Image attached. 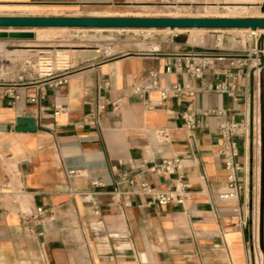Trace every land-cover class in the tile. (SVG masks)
<instances>
[{
  "label": "crops",
  "instance_id": "0c3cea01",
  "mask_svg": "<svg viewBox=\"0 0 264 264\" xmlns=\"http://www.w3.org/2000/svg\"><path fill=\"white\" fill-rule=\"evenodd\" d=\"M153 2L0 0V16L39 7L111 8ZM177 38L161 43L158 54L120 48L104 59L90 51L74 57L79 50L73 51V74L59 88L19 80V73L0 79V264H248V243L239 224L243 195L236 202L221 197L227 172L218 154L217 124L224 119L251 121L256 111L257 125V78L250 75L248 93L246 81H241L238 97L198 92L149 110L142 98L129 95L118 111H112L121 90L152 83V73L162 86L187 84L196 90L204 82L216 85L226 80L214 70L201 80L183 71L168 73L167 54L212 51L218 40L225 49L248 44L233 34L199 45ZM226 65L216 63L217 69ZM150 98L158 100L159 94ZM101 102L105 109L97 115ZM188 108L223 115L205 118L208 128L189 132L181 117ZM28 117L35 119V132L18 129L17 120ZM256 131L258 157V125ZM250 143L249 137V171ZM244 154L240 143L239 162H244ZM173 156L182 158L184 182L189 185L184 207L148 205L146 196L115 192L118 173L128 170L129 162L138 166L146 158ZM13 172L18 174L10 178L15 192L3 190L6 175ZM255 173L257 180L258 165ZM148 179L159 190L174 187L163 177ZM39 210L44 212L41 216Z\"/></svg>",
  "mask_w": 264,
  "mask_h": 264
},
{
  "label": "built area",
  "instance_id": "2783aa9c",
  "mask_svg": "<svg viewBox=\"0 0 264 264\" xmlns=\"http://www.w3.org/2000/svg\"><path fill=\"white\" fill-rule=\"evenodd\" d=\"M190 30V29H187ZM212 32H222L225 30H209ZM228 31V30H226ZM261 30H246L248 35V44L242 46L239 49H225L222 43L219 44V40L216 43L214 50H208L207 52H186V53H174L167 54L164 58V65L167 72L183 71L185 75L194 79H202L204 75L214 70L217 76L224 75L226 80L219 82L216 85L210 83H202L199 90L191 88L187 84H172L168 86H162L157 81V75L152 73L153 82L150 84L138 83L134 84L126 89L121 90V97L112 103V111H118L123 98L131 95L137 96L144 100L146 107L149 110L160 108L170 98H176L180 100L183 96L194 97L198 92H216L220 94H229L233 97H238V84L241 81H246L244 89L248 93V79L250 75L257 78V86H261V77L263 83V125H264V49L259 46V39L261 37ZM171 39L177 38V33L169 31ZM159 47L150 48L149 51L154 54L160 53ZM63 48H56L54 50H43L44 52L39 55V69L34 71L30 69H23L18 76L19 80H28V82H35L36 80L42 81L50 87L59 88L66 85L73 74L74 63L73 57L67 54H61ZM117 50L112 45H107L97 50V54L104 59L111 58L117 54ZM45 63L44 68L41 69L40 63ZM226 62L227 65L223 69H217L216 63ZM30 68V67H29ZM153 93L159 94L158 100H151ZM260 97V95L258 96ZM33 102H37L36 98L32 99ZM105 109V105L101 102L97 106V115ZM221 111L214 110H199L194 108H188L182 113L181 117L184 121V127L187 131L192 132L196 129L208 128L209 125L205 118L210 116H222ZM256 111L252 116L251 121L245 120L242 122H236L233 120H221L217 124V130L221 141V148L218 154L223 159L224 168L227 172V185L225 192L222 194V199L228 202H236L239 195H243V208L247 209L248 205V190L250 181V171L247 167L246 149L248 145V139L251 134V130L256 134ZM259 134V147H261L260 137V115L258 123ZM255 141V140H254ZM240 143H243L245 148L244 162H239L240 156ZM263 146V162H264V132L262 138ZM0 160L3 158L0 156ZM182 158L179 156H173L170 158H163L157 160L155 158H146L141 160L138 166L129 162V169L120 171L118 173V180L115 184V192L117 194H135L148 197V205L166 206L168 204H178L184 207L185 201L189 198V185L184 182L185 172L182 168ZM123 163V162H121ZM18 175L16 172L6 175V181L2 184L1 188L10 192H15L11 187L10 178ZM149 175H155L168 179L174 183V187H168L167 190H159L154 187L149 179ZM260 175V170H259ZM254 177V174H253ZM257 182H260V177ZM96 183V182H95ZM254 183V180H253ZM258 192H260V186L258 185ZM255 190V188H253ZM1 191V190H0ZM252 206V223L256 225L257 229V243L259 238L263 236L264 242V196L260 206L259 198L257 204L253 199ZM236 211L238 210L237 206ZM43 210H39L37 216L43 214ZM36 219L37 216L29 214L28 217ZM248 217L243 215L241 220V229L246 226ZM37 224V222H36ZM259 245V244H258ZM260 249V247H259ZM254 257L256 264V251L254 249ZM262 259V257H261ZM249 264V262H248Z\"/></svg>",
  "mask_w": 264,
  "mask_h": 264
},
{
  "label": "rangeland",
  "instance_id": "374dc122",
  "mask_svg": "<svg viewBox=\"0 0 264 264\" xmlns=\"http://www.w3.org/2000/svg\"><path fill=\"white\" fill-rule=\"evenodd\" d=\"M258 4H254V3ZM143 17V18H257L264 17V0H154L150 4L102 7H39L31 11L9 14L5 17ZM3 17V16H0ZM10 31H30L33 38H7L0 39V79L12 78L23 69H39V53L43 50H54L57 47H66L75 53L90 51L97 54V50L104 46L112 45L118 51L125 48L128 51L136 49H150L159 47V42L165 44L170 39L169 31L163 29H65V28H15ZM202 31L179 30L177 39H183L194 45L206 43L207 40L216 41V37L225 35H238L243 42L248 43L246 32L236 30L213 33L209 30ZM44 33V34H43ZM259 46L264 49V31L261 32ZM43 34V35H42ZM127 48V49H126ZM73 57V58H74ZM30 67V68H29ZM260 97L257 98L258 117L260 115L261 147L257 145L256 134H250V181L248 190V205L246 226L243 234L247 244L248 262L255 264L254 249L256 251V264H264L263 236L257 243L256 225L252 223L253 199L255 205L259 198L260 206L264 196V162L262 138L263 125V83L261 77ZM257 127V126H256ZM255 140V141H254ZM258 165V178L256 180V166ZM260 170V175H259ZM254 174V177H253ZM254 180V183H253ZM258 185L260 192H258ZM255 188V190H253ZM244 209L242 210V218ZM239 224L241 225V220ZM238 224V225H239ZM241 229V228H240ZM241 234V231L239 232ZM259 244V245H258ZM260 247V249H259ZM262 257V259H261Z\"/></svg>",
  "mask_w": 264,
  "mask_h": 264
},
{
  "label": "water",
  "instance_id": "95a60500",
  "mask_svg": "<svg viewBox=\"0 0 264 264\" xmlns=\"http://www.w3.org/2000/svg\"><path fill=\"white\" fill-rule=\"evenodd\" d=\"M83 28V29H204V30H264V17L257 18H143V17H0V39L33 38L30 31L15 28ZM18 129L37 130L32 117L19 118Z\"/></svg>",
  "mask_w": 264,
  "mask_h": 264
},
{
  "label": "bare ground",
  "instance_id": "6f19581e",
  "mask_svg": "<svg viewBox=\"0 0 264 264\" xmlns=\"http://www.w3.org/2000/svg\"><path fill=\"white\" fill-rule=\"evenodd\" d=\"M49 28H54V27H49ZM62 28H64V27H62ZM65 29H68V30H70L71 28H65ZM94 29H98V28H94ZM101 30V29H100ZM163 30H167V31H173V32H175V31H179V30H185V29H175V30H171V29H163ZM190 30H192V29H190ZM196 30H201V29H196ZM239 30H245V32H246V30H248V29H239ZM262 31V30H261ZM264 31V30H263ZM44 34V33H43ZM42 34V35H43ZM57 48H66V47H57ZM44 51H41L39 54H42ZM58 53H61V54H67V55H69V56H72V51L70 50V49H65V50H63L62 52H60V51H57ZM97 52V51H96ZM40 66H41V69L42 68H44V66H45V63H43V62H41L40 63ZM258 123H259V120L257 121V125H258Z\"/></svg>",
  "mask_w": 264,
  "mask_h": 264
}]
</instances>
